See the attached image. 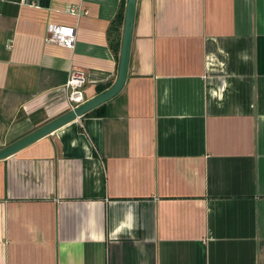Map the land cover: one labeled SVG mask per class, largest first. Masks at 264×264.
I'll return each mask as SVG.
<instances>
[{"label": "crops", "instance_id": "crops-1", "mask_svg": "<svg viewBox=\"0 0 264 264\" xmlns=\"http://www.w3.org/2000/svg\"><path fill=\"white\" fill-rule=\"evenodd\" d=\"M125 6L0 0V149L114 83ZM104 110L0 160V264H264V0H136Z\"/></svg>", "mask_w": 264, "mask_h": 264}, {"label": "water", "instance_id": "water-1", "mask_svg": "<svg viewBox=\"0 0 264 264\" xmlns=\"http://www.w3.org/2000/svg\"><path fill=\"white\" fill-rule=\"evenodd\" d=\"M136 0H126L124 11V25L121 39V47L118 60L117 76L114 83L103 92L97 94L95 97L86 100L73 110H69L58 118L44 124L30 134L21 139L11 143L10 145L0 149V160H4L9 156L17 153L19 150L32 144L33 142L50 135L52 132L60 129L90 112L91 110L103 105L108 100L116 96L124 86L127 77V68L129 60V51L131 44V35L133 28V19L135 14Z\"/></svg>", "mask_w": 264, "mask_h": 264}, {"label": "built area", "instance_id": "built-area-1", "mask_svg": "<svg viewBox=\"0 0 264 264\" xmlns=\"http://www.w3.org/2000/svg\"><path fill=\"white\" fill-rule=\"evenodd\" d=\"M47 43H54L67 49H73L76 42V30L72 26L48 24L46 26ZM85 77L80 71H73L66 83V99L70 110L84 103L83 86Z\"/></svg>", "mask_w": 264, "mask_h": 264}, {"label": "trees", "instance_id": "trees-1", "mask_svg": "<svg viewBox=\"0 0 264 264\" xmlns=\"http://www.w3.org/2000/svg\"><path fill=\"white\" fill-rule=\"evenodd\" d=\"M123 19H124V9L122 8L118 14L116 15L114 21L112 22L109 30H108V35L109 37L111 36L112 34V31H113V28L115 30H117L118 32V28L119 26L122 24L123 22ZM119 39L116 41V43H113V39L111 40L110 42V46L112 49H114L115 51V54H117L119 52ZM110 85L109 84H106V85H98L96 87V92L97 94L103 92L106 88H108ZM104 113H105V110H104V104L103 105H100L98 106L97 108L91 110L90 112H88L87 114H85L84 116H94V117H102L104 116Z\"/></svg>", "mask_w": 264, "mask_h": 264}]
</instances>
